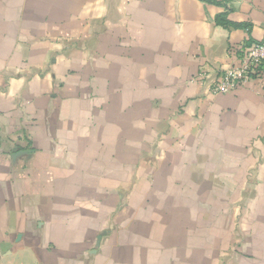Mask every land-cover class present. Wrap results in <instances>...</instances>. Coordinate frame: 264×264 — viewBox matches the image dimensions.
<instances>
[{"label": "crops", "instance_id": "0c3cea01", "mask_svg": "<svg viewBox=\"0 0 264 264\" xmlns=\"http://www.w3.org/2000/svg\"><path fill=\"white\" fill-rule=\"evenodd\" d=\"M263 39L264 0H0V264H264V66L209 90Z\"/></svg>", "mask_w": 264, "mask_h": 264}, {"label": "built area", "instance_id": "2783aa9c", "mask_svg": "<svg viewBox=\"0 0 264 264\" xmlns=\"http://www.w3.org/2000/svg\"><path fill=\"white\" fill-rule=\"evenodd\" d=\"M232 55L236 58L234 65L218 74L216 80L210 83L209 90L212 93H231L243 85L251 75L260 74L264 66V39L251 45L243 44L240 49H232ZM210 72L201 71L193 81L204 82L209 80Z\"/></svg>", "mask_w": 264, "mask_h": 264}]
</instances>
